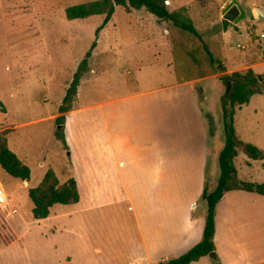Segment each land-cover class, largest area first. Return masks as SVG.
<instances>
[{
  "label": "crops",
  "instance_id": "crops-1",
  "mask_svg": "<svg viewBox=\"0 0 264 264\" xmlns=\"http://www.w3.org/2000/svg\"><path fill=\"white\" fill-rule=\"evenodd\" d=\"M159 22L147 28V36L134 45L141 51L121 55L136 60L141 55L166 53L167 63L171 62V39L161 34L166 23ZM250 61L248 67L255 74L254 68H264V63ZM88 63L67 112L61 114L59 109L68 83L53 110L0 130L8 131L9 149L26 166L23 156L9 144L19 130L50 124L51 140L60 143L56 132L62 130L63 149L69 151L63 180L43 165L35 181L29 166L30 180L25 182L0 170V186L7 200V207L0 210V264H158L183 255L201 241L205 219L201 196L206 183L210 190L217 184L218 157L224 148L222 74L210 68L209 74L203 71L190 79L97 98L94 78L98 71ZM226 69L225 74L232 72ZM208 82L217 93H212ZM27 98L35 112L39 104ZM19 104L18 98L12 101L14 115ZM249 104L236 111L235 132L237 114ZM207 116L215 127L213 137ZM60 117L63 125L57 126ZM248 139L239 140L264 152L263 146ZM240 155L245 156L238 154L235 168ZM61 157L57 154L60 164ZM247 160V168L257 162L264 168V161ZM48 170L60 184L75 181L79 202L55 205L48 218L36 221L28 190L37 187ZM236 172L237 180L244 182L237 168ZM214 244L217 261L211 260L212 264H263L264 197L240 190L226 193L216 210Z\"/></svg>",
  "mask_w": 264,
  "mask_h": 264
},
{
  "label": "rangeland",
  "instance_id": "rangeland-1",
  "mask_svg": "<svg viewBox=\"0 0 264 264\" xmlns=\"http://www.w3.org/2000/svg\"><path fill=\"white\" fill-rule=\"evenodd\" d=\"M93 1L98 0H0V102L5 110L0 111V130L53 110L57 96L66 83L70 87L88 52L95 53L89 61L98 71L94 78L97 98L190 79L203 71L209 74L210 68L212 72H220L218 67L210 65L204 45L221 65H225V73L226 67L232 71L228 74L252 69L248 67L252 59L259 65L264 63V40L260 38L264 35V15L261 14H264V0H238L247 12L259 10V16L230 23L226 31L222 27V10L231 0H168L170 12H181L188 17L202 39L200 43L166 23L161 34L171 39L170 52L174 53L173 60L168 63L166 53L160 57L157 53L141 55L136 60L121 55L141 51L135 47L136 43L147 36V28H154L153 24L159 21L144 9L127 14L124 9L116 8L112 20L104 27L106 30L98 35L103 17L73 22L66 19V8ZM94 42L96 48H92ZM241 60L244 65L238 67ZM254 69L256 75L264 76L262 66ZM207 84L212 93L218 92L211 82ZM219 85L220 94H223L224 87ZM28 96L33 103L39 104L35 112L28 107ZM263 96H255L248 108L237 114L236 136L249 138L264 147ZM15 98L20 103L16 115L12 105ZM45 98L48 101L45 102ZM207 120L209 131H214L212 119L207 116ZM50 131L51 125L43 124L19 130L9 139L10 148L23 156L34 181L43 172L41 165L56 171L60 180L68 169L69 151H64L62 142L51 140ZM57 154L62 155L61 164L56 161ZM245 160L248 161L240 155L236 161L239 179L264 183L263 163L251 162L253 167L247 168ZM25 212L28 214L27 208ZM114 244L119 243L115 241ZM199 264H212V261L205 258Z\"/></svg>",
  "mask_w": 264,
  "mask_h": 264
},
{
  "label": "trees",
  "instance_id": "trees-1",
  "mask_svg": "<svg viewBox=\"0 0 264 264\" xmlns=\"http://www.w3.org/2000/svg\"><path fill=\"white\" fill-rule=\"evenodd\" d=\"M116 8H122L127 14L144 9L162 22L168 23L182 32L188 33L198 42H202L201 36L193 26L192 21L183 13H174L169 10L168 0H98L82 5L70 6L65 10L68 21L87 20L92 17H103V23L97 31V35L112 20ZM96 47V42L92 48ZM204 53L212 67H218L219 78L224 87V93L220 99L221 123L224 134V148L218 157L219 178L213 190L206 183L201 196V202L205 208V219L202 230L201 241L183 255L160 262L158 264H192L200 259L208 257L215 252V217L218 204L223 200L226 193L230 191H245L255 193L264 197V183H245L237 180V172L234 160L241 152L249 160L264 161V152L252 144L240 141L235 132L234 118L236 111L247 106L255 96L264 95V76L262 82L251 69L245 73L234 72L225 74V67L203 46ZM91 53L86 54L85 59L79 65L74 75L66 97L59 112L64 114L70 109L73 96L82 74L89 68ZM0 111L5 112L0 102ZM63 117L56 120L57 126L63 125ZM213 136V131H209ZM8 131L0 132V170L12 179L22 182L30 180V169L26 166L8 147ZM56 138L66 147L62 130L56 132ZM28 197L33 204L32 217L34 220L48 218L50 209L55 205L70 206L79 202V194L73 179L60 184L52 170H48L40 184L28 190Z\"/></svg>",
  "mask_w": 264,
  "mask_h": 264
},
{
  "label": "water",
  "instance_id": "water-1",
  "mask_svg": "<svg viewBox=\"0 0 264 264\" xmlns=\"http://www.w3.org/2000/svg\"><path fill=\"white\" fill-rule=\"evenodd\" d=\"M257 11L247 12L243 9L238 0H231L226 7L222 10V27L226 31L230 23H237L238 21L246 18L258 17ZM259 81L262 82V78L259 77ZM209 259L216 262L217 255L215 252L208 256Z\"/></svg>",
  "mask_w": 264,
  "mask_h": 264
},
{
  "label": "built area",
  "instance_id": "built-area-1",
  "mask_svg": "<svg viewBox=\"0 0 264 264\" xmlns=\"http://www.w3.org/2000/svg\"><path fill=\"white\" fill-rule=\"evenodd\" d=\"M260 38L264 40V35H261ZM5 204H7V200L3 188L0 186V207H3Z\"/></svg>",
  "mask_w": 264,
  "mask_h": 264
}]
</instances>
